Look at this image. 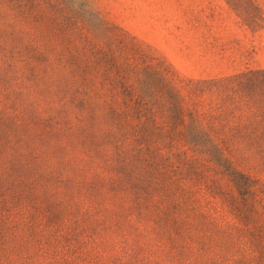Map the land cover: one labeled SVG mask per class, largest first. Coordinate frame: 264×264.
Listing matches in <instances>:
<instances>
[{
	"label": "rangeland",
	"instance_id": "rangeland-1",
	"mask_svg": "<svg viewBox=\"0 0 264 264\" xmlns=\"http://www.w3.org/2000/svg\"><path fill=\"white\" fill-rule=\"evenodd\" d=\"M239 124L264 0H0V264H264Z\"/></svg>",
	"mask_w": 264,
	"mask_h": 264
},
{
	"label": "trees",
	"instance_id": "trees-1",
	"mask_svg": "<svg viewBox=\"0 0 264 264\" xmlns=\"http://www.w3.org/2000/svg\"><path fill=\"white\" fill-rule=\"evenodd\" d=\"M241 128H243L241 130ZM249 132V135L240 136V133L243 132ZM232 132L236 131L235 135L224 140L223 142L226 144H229L230 146H237V145H247L249 148H261L264 149V125L263 124H257V125H241L232 127ZM258 134L259 136L255 135Z\"/></svg>",
	"mask_w": 264,
	"mask_h": 264
}]
</instances>
